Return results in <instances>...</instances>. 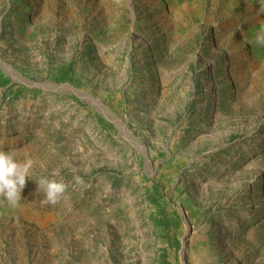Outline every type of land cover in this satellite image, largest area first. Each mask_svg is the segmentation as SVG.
Wrapping results in <instances>:
<instances>
[{
    "label": "rangeland",
    "instance_id": "rangeland-1",
    "mask_svg": "<svg viewBox=\"0 0 264 264\" xmlns=\"http://www.w3.org/2000/svg\"><path fill=\"white\" fill-rule=\"evenodd\" d=\"M0 150V264H264V0H0Z\"/></svg>",
    "mask_w": 264,
    "mask_h": 264
},
{
    "label": "clouds",
    "instance_id": "clouds-1",
    "mask_svg": "<svg viewBox=\"0 0 264 264\" xmlns=\"http://www.w3.org/2000/svg\"><path fill=\"white\" fill-rule=\"evenodd\" d=\"M32 160L25 159L23 162L16 159L11 150H0V195L10 205L15 206L21 200V192L30 178L29 170ZM78 183H82L80 177H76ZM38 190L44 192V203L56 204L66 191L67 185L62 180L42 177L37 180Z\"/></svg>",
    "mask_w": 264,
    "mask_h": 264
}]
</instances>
